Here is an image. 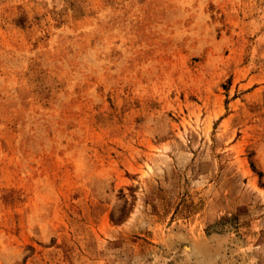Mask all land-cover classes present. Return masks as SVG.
<instances>
[{"label":"rangeland","instance_id":"rangeland-1","mask_svg":"<svg viewBox=\"0 0 264 264\" xmlns=\"http://www.w3.org/2000/svg\"><path fill=\"white\" fill-rule=\"evenodd\" d=\"M0 264H264V0H0Z\"/></svg>","mask_w":264,"mask_h":264},{"label":"bare ground","instance_id":"bare-ground-1","mask_svg":"<svg viewBox=\"0 0 264 264\" xmlns=\"http://www.w3.org/2000/svg\"><path fill=\"white\" fill-rule=\"evenodd\" d=\"M199 246H200V245H199ZM203 252H205V249H204ZM207 253H208V252H207ZM196 254H197V253H196ZM201 255H202V254H201ZM202 256H203V255H202ZM204 257H205V256H204ZM214 257H215V256H214ZM211 258H212V257H211ZM211 258L209 257L210 260H211ZM213 259H214V258H212V261H214V260L216 261V259H214V260H213ZM199 260H200V259H199Z\"/></svg>","mask_w":264,"mask_h":264}]
</instances>
